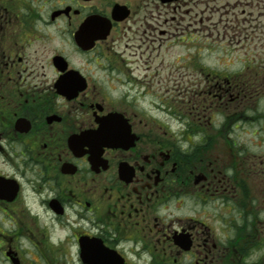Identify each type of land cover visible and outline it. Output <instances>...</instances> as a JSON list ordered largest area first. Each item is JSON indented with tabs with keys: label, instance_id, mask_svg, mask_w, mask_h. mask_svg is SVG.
<instances>
[{
	"label": "flooded vegetation",
	"instance_id": "flooded-vegetation-1",
	"mask_svg": "<svg viewBox=\"0 0 264 264\" xmlns=\"http://www.w3.org/2000/svg\"><path fill=\"white\" fill-rule=\"evenodd\" d=\"M183 1L0 0V264H264L253 0L223 9L245 56L186 82Z\"/></svg>",
	"mask_w": 264,
	"mask_h": 264
},
{
	"label": "rangeland",
	"instance_id": "rangeland-1",
	"mask_svg": "<svg viewBox=\"0 0 264 264\" xmlns=\"http://www.w3.org/2000/svg\"><path fill=\"white\" fill-rule=\"evenodd\" d=\"M238 0H185L183 6L185 9L191 11V26L190 30L181 34V30L176 31L174 37L169 40V42L164 44L163 48H166V55L168 56L163 62L159 61V73L160 77H168L170 71L173 73V77L179 79L180 81H188L193 78V71L187 69L185 65V58L191 62H212L221 54L223 62H232L235 57L245 56L246 47L229 43V41H234V34L236 26L234 24L235 19L231 14H226L223 10L225 6L227 9L232 4H235ZM242 3H247L246 0L240 1ZM243 8V6H240ZM160 8H165L160 5ZM208 8H212L207 12ZM252 15L249 18L252 19L251 23L253 29H249L253 32L254 44L252 47L249 46L248 50L250 55L251 52L255 56L262 57L264 52V0H253ZM239 30H241L239 28ZM236 34V33H235ZM245 35V33L243 32ZM237 36V35H236ZM238 40V37H237ZM213 42L214 45H220L223 47L222 52L218 49H207L208 44ZM235 45V46H234ZM183 58V59H182ZM190 58V59H189ZM164 75V76H163ZM172 87V86H170ZM149 99L150 97H145Z\"/></svg>",
	"mask_w": 264,
	"mask_h": 264
},
{
	"label": "water",
	"instance_id": "water-1",
	"mask_svg": "<svg viewBox=\"0 0 264 264\" xmlns=\"http://www.w3.org/2000/svg\"><path fill=\"white\" fill-rule=\"evenodd\" d=\"M162 2H168V1H173V0H161ZM115 12V11H114ZM98 37V36H97Z\"/></svg>",
	"mask_w": 264,
	"mask_h": 264
}]
</instances>
